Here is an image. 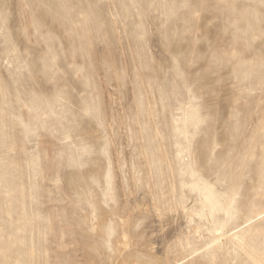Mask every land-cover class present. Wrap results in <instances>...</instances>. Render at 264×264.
<instances>
[{
	"label": "rangeland",
	"instance_id": "374dc122",
	"mask_svg": "<svg viewBox=\"0 0 264 264\" xmlns=\"http://www.w3.org/2000/svg\"><path fill=\"white\" fill-rule=\"evenodd\" d=\"M264 264V0H0V264Z\"/></svg>",
	"mask_w": 264,
	"mask_h": 264
},
{
	"label": "bare ground",
	"instance_id": "6f19581e",
	"mask_svg": "<svg viewBox=\"0 0 264 264\" xmlns=\"http://www.w3.org/2000/svg\"><path fill=\"white\" fill-rule=\"evenodd\" d=\"M230 238L235 240L239 244L242 252L246 255V257H248L251 262H253L254 264H263L262 260L250 249L245 240L237 232L231 233Z\"/></svg>",
	"mask_w": 264,
	"mask_h": 264
}]
</instances>
